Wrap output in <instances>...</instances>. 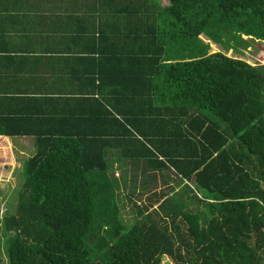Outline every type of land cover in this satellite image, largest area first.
Returning <instances> with one entry per match:
<instances>
[{
    "label": "trees",
    "instance_id": "obj_1",
    "mask_svg": "<svg viewBox=\"0 0 264 264\" xmlns=\"http://www.w3.org/2000/svg\"><path fill=\"white\" fill-rule=\"evenodd\" d=\"M72 1L108 14L90 60L123 119L108 109L101 122L83 113L61 126L1 121L6 135L36 143L16 211L2 221L15 232L3 244L9 264H161L165 254L175 264H264V64L211 51L201 37L240 50L264 41V0ZM111 35H123L119 54L105 45ZM110 146L143 161L147 191L149 179L180 178L130 226Z\"/></svg>",
    "mask_w": 264,
    "mask_h": 264
},
{
    "label": "crops",
    "instance_id": "obj_2",
    "mask_svg": "<svg viewBox=\"0 0 264 264\" xmlns=\"http://www.w3.org/2000/svg\"><path fill=\"white\" fill-rule=\"evenodd\" d=\"M120 4L138 7L130 0L113 5L119 9ZM103 8L72 0H0V164L19 167L24 163L17 158L36 152L32 134L6 135L2 122L12 129L61 126L80 113L101 122L113 110L110 101L116 96L96 77L90 60L92 43L108 17ZM121 38L111 35L105 41L110 52L119 54L115 41ZM121 104L123 112L124 104L135 106ZM105 150L121 152L120 147Z\"/></svg>",
    "mask_w": 264,
    "mask_h": 264
},
{
    "label": "rangeland",
    "instance_id": "obj_3",
    "mask_svg": "<svg viewBox=\"0 0 264 264\" xmlns=\"http://www.w3.org/2000/svg\"><path fill=\"white\" fill-rule=\"evenodd\" d=\"M161 2L163 5H166L169 3V0H161ZM201 37L204 41L211 43V51L223 49L228 55L244 58L252 64H264V41L257 39L248 48H241L240 50L239 47L237 49L233 45L225 46L221 43H215L204 33L201 34ZM224 47L229 48L224 49ZM30 155H22V157L17 158V160H23L24 163V165H19V167L14 164L10 169L12 165L11 161V165L0 164V254L4 259L3 264H9V259L3 246L4 241L9 234L12 235L15 232L6 231L3 228L2 221L6 215L16 211L19 191L26 178L24 168L26 160ZM105 156L109 159L111 175H113V181H115L117 203L120 210L119 215L127 226L132 225L137 218L141 217L139 207H142V204L153 201L155 207H157L159 202L163 200V194L170 193L172 187L178 188L179 186L177 183L180 178L175 179L174 175H171L166 182L162 179L158 181L149 179L151 189L147 191L145 188L147 186L145 185L146 175L141 170V163L143 161L140 162V166L137 164L133 165L124 160L119 151L108 152V154L105 152ZM154 191H157L158 194H155ZM140 196L141 198H139ZM151 196L152 199L150 198ZM161 264H175V262L170 255L165 254L161 260Z\"/></svg>",
    "mask_w": 264,
    "mask_h": 264
}]
</instances>
